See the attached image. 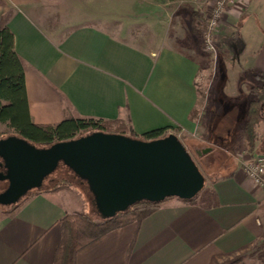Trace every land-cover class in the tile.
Instances as JSON below:
<instances>
[{"label": "crops", "instance_id": "obj_1", "mask_svg": "<svg viewBox=\"0 0 264 264\" xmlns=\"http://www.w3.org/2000/svg\"><path fill=\"white\" fill-rule=\"evenodd\" d=\"M0 1V26L4 19L14 35L34 124L122 120L137 135L171 128L203 155L218 147L241 158L194 203L167 200L139 226L77 252L76 264H264V191L239 167L264 156V123L252 150L242 134L254 75H264V0H235L218 66V55L208 57L193 32L195 10L166 6L174 2L124 0L121 25L111 0H92L90 22L60 25L46 0ZM213 65L216 82L202 100L199 77ZM89 196L43 192L0 215V264H54L61 221L85 213Z\"/></svg>", "mask_w": 264, "mask_h": 264}, {"label": "water", "instance_id": "obj_2", "mask_svg": "<svg viewBox=\"0 0 264 264\" xmlns=\"http://www.w3.org/2000/svg\"><path fill=\"white\" fill-rule=\"evenodd\" d=\"M62 163L86 183L101 219L109 220L141 202L189 201L205 178L174 134L146 142L127 136L93 133L49 148L10 136L0 140V206L12 207Z\"/></svg>", "mask_w": 264, "mask_h": 264}, {"label": "trees", "instance_id": "obj_3", "mask_svg": "<svg viewBox=\"0 0 264 264\" xmlns=\"http://www.w3.org/2000/svg\"><path fill=\"white\" fill-rule=\"evenodd\" d=\"M169 2L187 0H166ZM1 2V1H0ZM0 26V123L10 130L13 136L26 140L37 148H49L54 144L69 142L93 133H105L127 136L146 142L168 137L171 128L151 131L143 135L134 133L122 120L103 121L95 119H68L57 125H36L30 116L26 92V77L22 61L14 50V35L4 25ZM196 31L197 27L194 28ZM260 86L252 88L253 99L249 104L244 133L248 137L249 148L252 150L258 134L257 127L263 121L261 110L264 107V75H255ZM175 135V134H174ZM62 184L70 186V181L62 180ZM66 189L72 190L71 187ZM46 187L30 192L18 204L10 207L6 214H12L23 204L43 192L55 193ZM184 201L187 204L195 202ZM164 203L141 202L127 212L118 214L113 219L95 221L87 213L67 215L60 223L63 231L62 242L56 252L54 264H76L77 252L94 243L102 236L119 230L130 224L139 226L146 218L158 211Z\"/></svg>", "mask_w": 264, "mask_h": 264}, {"label": "rangeland", "instance_id": "obj_4", "mask_svg": "<svg viewBox=\"0 0 264 264\" xmlns=\"http://www.w3.org/2000/svg\"><path fill=\"white\" fill-rule=\"evenodd\" d=\"M98 1L99 3H103L101 2V0H98ZM131 1L132 2L135 1V3H138L140 1L142 2L143 0H131ZM215 1L216 0H187V1L174 2V4H168L166 6L171 7L175 10H180V11H186V10L192 11L193 9L195 10V12L192 13V18H193L192 29H193L194 34L198 36L200 40V47L202 48V45H201V37L203 35L202 33H203V30L206 28V24H207L208 18L210 17ZM45 2H46V5L52 11L56 10L60 13L58 14V16H56V18H58V22L60 25L61 24L65 25V23L68 24L70 22H76V21H86V22L91 21L92 0H46ZM123 3H124V0H111V6H110L111 7L110 12H113L114 14L113 21L117 22L118 24L120 23L121 25L125 23L124 17L120 15L122 10H124L123 8H125V5H123ZM169 3H173V2H169ZM230 9L228 10L229 12H230ZM229 12H227V15H229ZM126 18H129V16H127ZM226 23H227V19L224 21L221 27L220 36L222 35V32L224 31L223 28L225 29ZM125 24H127V22ZM195 26L197 27L198 31L194 29ZM220 43L221 41L219 39L218 41L219 49L216 54L218 55L217 62H216L217 66L219 65L218 63H220L218 62L219 59H222V56H221L222 49H220L221 48ZM205 54L208 57L211 56L208 53H205ZM215 68L216 67H214L213 65L209 73L200 75L199 77L198 85L200 87V92H202L203 94L202 100L208 97V90H209L208 84L211 85L212 87L213 84L216 82V78H217L216 70L218 71V67L216 69ZM255 75H254V81L252 82V85L250 88V100L251 101L254 98L252 95V88L261 85V83L258 81ZM261 116L263 118V121L259 124V126L256 129L258 137H259V133H258L259 127L263 125L264 123V107L261 110ZM245 122H246V116H245V121H244L243 129H242L243 130L242 134H243V137L246 138V141H247L246 144L249 147L248 137L244 133ZM0 131H1L0 140L13 136L12 132L8 130L5 125H2L1 123H0ZM262 131H264V129ZM178 139L184 145V147L186 148V150L192 157L193 161L195 162L196 166L198 167V169L204 176L205 184L210 183L214 178L224 176L229 171L227 166L231 163L232 160H234L235 158L241 159L238 157V155L235 157V155L238 153V150L235 151V153L227 154L226 152L218 149V147L217 148L215 147L214 152L210 154V157H209V155H203L201 153L204 150L203 147L201 149L195 148L191 146L189 143H187V140H185V138L183 137H178ZM65 179L70 181V184H71L70 186L62 184V180H65ZM7 185L8 184H6L5 190L7 189ZM1 186H3V183H0V187ZM43 186L46 187L48 191L58 190V188H61L60 191L69 190V189H66L68 187H71L72 189H75L78 191L80 190L82 192H85L87 193V195L89 191L86 183L79 180L75 176V174H73V172H71L62 163H60V165L58 166V168L56 169L54 173H52L50 176H48L45 179ZM5 190L0 189V193L4 192ZM89 197L91 198V201L89 202V206L87 204L84 205V210H85L84 212L90 215L92 219H94L95 221L102 220L96 210L92 195ZM9 209L10 207H4V208L0 207V215H3V214L6 215Z\"/></svg>", "mask_w": 264, "mask_h": 264}, {"label": "built area", "instance_id": "obj_5", "mask_svg": "<svg viewBox=\"0 0 264 264\" xmlns=\"http://www.w3.org/2000/svg\"><path fill=\"white\" fill-rule=\"evenodd\" d=\"M235 0H216L208 18L206 28L201 37L202 49L205 53L215 56L218 52V41L224 21L227 19L228 10ZM239 167L247 180L264 191V156L250 160H240Z\"/></svg>", "mask_w": 264, "mask_h": 264}, {"label": "flooded vegetation", "instance_id": "obj_6", "mask_svg": "<svg viewBox=\"0 0 264 264\" xmlns=\"http://www.w3.org/2000/svg\"><path fill=\"white\" fill-rule=\"evenodd\" d=\"M7 183H3V186L0 187L1 190H5ZM8 186V185H7ZM1 207V206H0ZM4 208V207H3Z\"/></svg>", "mask_w": 264, "mask_h": 264}]
</instances>
